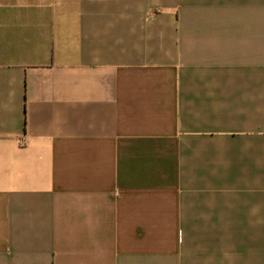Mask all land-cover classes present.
<instances>
[{"label": "crops", "instance_id": "1", "mask_svg": "<svg viewBox=\"0 0 264 264\" xmlns=\"http://www.w3.org/2000/svg\"><path fill=\"white\" fill-rule=\"evenodd\" d=\"M0 264H264V0H0Z\"/></svg>", "mask_w": 264, "mask_h": 264}, {"label": "built area", "instance_id": "2", "mask_svg": "<svg viewBox=\"0 0 264 264\" xmlns=\"http://www.w3.org/2000/svg\"><path fill=\"white\" fill-rule=\"evenodd\" d=\"M21 144H27L28 143V137L24 135L23 137L20 138Z\"/></svg>", "mask_w": 264, "mask_h": 264}]
</instances>
